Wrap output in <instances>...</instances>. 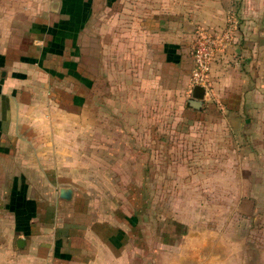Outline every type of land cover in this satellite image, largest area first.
Returning a JSON list of instances; mask_svg holds the SVG:
<instances>
[{
	"label": "crops",
	"instance_id": "0c3cea01",
	"mask_svg": "<svg viewBox=\"0 0 264 264\" xmlns=\"http://www.w3.org/2000/svg\"><path fill=\"white\" fill-rule=\"evenodd\" d=\"M186 22L231 36L200 111L187 103L196 30ZM147 83L174 107L155 126V181L186 183L155 190L170 197L171 220L153 227L146 203L122 205L130 195L109 189L119 181L109 167L131 160L125 93L136 84L145 93ZM180 113L185 128L172 124ZM146 131L138 128L145 142ZM192 132L200 138L186 151L213 150L222 171L233 157L234 210L262 223L264 0H0V264H242L241 234L233 257L220 230L227 224L212 232L202 219L209 208L200 198L223 199L225 190L190 189L212 177L224 187L231 176L172 172L193 167L194 155L176 152L178 135Z\"/></svg>",
	"mask_w": 264,
	"mask_h": 264
},
{
	"label": "rangeland",
	"instance_id": "374dc122",
	"mask_svg": "<svg viewBox=\"0 0 264 264\" xmlns=\"http://www.w3.org/2000/svg\"><path fill=\"white\" fill-rule=\"evenodd\" d=\"M137 82V81H136ZM154 84L147 83L146 84V91L145 93L140 92L138 89V85L136 84L133 88L130 87L132 91L126 92V97H131L130 101L125 103V109H127L129 112H131V117L127 118L128 122L127 124L130 125L132 128L135 126H138L141 124L142 126L149 127L150 125L153 127L154 125L158 124L160 120H162V114L161 112L169 110L174 108L170 106V99L169 96H162L159 93V90L154 88ZM152 88V89H151ZM151 90V91H150ZM142 91V90H141ZM158 92V93H157ZM129 94V96L127 95ZM131 95V96H130ZM181 96V95H180ZM179 96V98H180ZM166 98L169 100L166 102ZM184 97H181V99L178 100L177 103V109L184 111ZM144 109L145 112H144ZM138 111L140 112L138 116ZM159 113V115L157 114ZM141 115V116H140ZM181 117V113L178 115L177 119L172 120L173 126H181V121L183 122L182 127H186L188 124V121L190 119L188 117ZM170 122V119H169ZM138 124V125H137ZM186 129H183V131ZM133 132V130H132ZM184 134V133H183ZM178 135V145H177V153L179 155H184L185 153L189 152V155L193 156V163L191 169L190 167L185 166H176L174 167V170L172 171L175 176H179V178L183 179L184 175L186 173H199V174H213L218 175L221 174V172H224L226 174H229L231 178H228L224 183V187H219L217 179L215 177H212L213 180L210 185H207L208 183H204L202 179L196 180L194 182V187H191L190 189H197V190H203L207 189L208 191H218L219 189L225 190L226 196L221 199L218 198V195H208L207 197L204 196L203 198H200V202L205 203L206 207H208L209 211H207L202 219L205 221L206 224L210 226V228L215 230H218V224L226 225L225 229H220L225 231L227 236V253H231L234 257V248L237 247L236 252L238 253V238L239 233L241 234L243 246L242 250H239L242 252V264H264V221L262 223H258L257 225H253L252 219L247 214L240 215L238 212L236 213L234 210L235 204L238 201V199H235L233 197V194L235 192V183L233 180L234 176V165L233 160L231 158H227L229 161L224 171H222L223 167H218L213 159L212 154H214L213 150H190L192 146L190 144H187L189 146V151L187 148V151L185 148V142L188 143L196 142L200 138L199 134L192 132L188 135ZM150 138V134L147 135V138ZM228 137H231L233 141H235L238 137L237 133L228 135ZM185 145V146H184ZM230 149L226 150L227 154H230ZM222 152V151H221ZM223 154V153H222ZM122 155V152H121ZM206 158L205 162L202 163V160L200 156ZM206 156V157H205ZM130 163L127 165L126 162L122 164V166L117 167H109L110 172H112L113 175H116V178L119 179V181H113L110 183V190H114L119 195H122L124 193H127L130 195V197H123L121 199V204L123 205H132V204H139L143 206V204L146 205V213H147V220L148 223H150L151 227L155 225V223L159 224L163 223L165 224L166 221L171 220L170 218V197L166 196H155L156 189L159 190V192L164 191L161 189L162 182L155 181V169L152 168L146 174V181H147V190L146 195L144 198H139L138 192H137V186L143 185V177H142V167L138 166L139 159L135 157L130 158ZM144 160H141V163ZM134 164H131V163ZM203 164V166H202ZM189 168V169H188ZM193 168V169H192ZM161 169V167H160ZM171 169V168H169ZM158 171H160L158 169ZM161 176V175H160ZM177 182H170L165 183L163 186H165V189H173V190H179V189H186V183H184V179L181 181L176 180ZM223 182V181H222ZM238 183V182H237ZM191 185V183L189 184ZM207 185V186H206ZM226 187V188H225ZM238 188V186H237ZM134 193L133 196H131V193ZM209 193V192H208ZM232 196V197H231ZM174 200V199H173ZM189 199L184 198L180 199L178 198L176 200V204L181 207H185ZM223 206V207H222ZM157 209V213H156ZM218 210L220 212L218 213ZM158 214H161L162 217H160ZM264 216V213H263ZM262 224V226H261ZM168 228L170 226V223L168 222ZM167 226H164V231L167 230ZM224 232L221 231V235ZM240 252V253H241ZM237 255V254H236Z\"/></svg>",
	"mask_w": 264,
	"mask_h": 264
},
{
	"label": "built area",
	"instance_id": "2783aa9c",
	"mask_svg": "<svg viewBox=\"0 0 264 264\" xmlns=\"http://www.w3.org/2000/svg\"><path fill=\"white\" fill-rule=\"evenodd\" d=\"M231 40L229 33H214L205 27H198L195 33L192 57L194 66L191 75V87L200 86L208 93L211 87L210 74L218 54Z\"/></svg>",
	"mask_w": 264,
	"mask_h": 264
},
{
	"label": "trees",
	"instance_id": "16d2710c",
	"mask_svg": "<svg viewBox=\"0 0 264 264\" xmlns=\"http://www.w3.org/2000/svg\"><path fill=\"white\" fill-rule=\"evenodd\" d=\"M155 126L156 125L152 127L150 125L149 127H146L147 135L150 134V138L149 137L146 138V142L144 140V135L142 139H140V135L138 133V128L143 127L141 124H139L138 126H135L134 132L126 134V138H129V140L133 142L132 143L133 147L127 149L128 156L138 158L139 160H144L146 162V166L143 165L142 170L145 171L146 174H148L150 169L156 168L155 166L156 152H155V149L153 148L154 142H155ZM139 142H141V148H139ZM144 142H145V147L143 146ZM146 183L147 181H145V183L141 186L142 189L147 190L148 185ZM137 187L139 188V186Z\"/></svg>",
	"mask_w": 264,
	"mask_h": 264
},
{
	"label": "water",
	"instance_id": "95a60500",
	"mask_svg": "<svg viewBox=\"0 0 264 264\" xmlns=\"http://www.w3.org/2000/svg\"><path fill=\"white\" fill-rule=\"evenodd\" d=\"M185 26L186 30L189 32L193 33L196 30V27L192 23L186 22ZM204 98L205 89L200 86H195L191 97L187 100L188 107L193 110L200 111L204 104ZM60 195L63 199L69 200L72 197V190L68 188L62 189Z\"/></svg>",
	"mask_w": 264,
	"mask_h": 264
}]
</instances>
